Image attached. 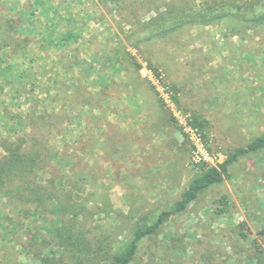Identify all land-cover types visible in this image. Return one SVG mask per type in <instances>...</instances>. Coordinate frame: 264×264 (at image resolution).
Returning a JSON list of instances; mask_svg holds the SVG:
<instances>
[{
	"label": "rangeland",
	"instance_id": "rangeland-1",
	"mask_svg": "<svg viewBox=\"0 0 264 264\" xmlns=\"http://www.w3.org/2000/svg\"><path fill=\"white\" fill-rule=\"evenodd\" d=\"M30 1L0 0V17L12 19L2 11L25 10ZM178 1L101 0L102 13L97 17L86 10L81 21L91 22L92 30L100 20V34L92 40L102 53L85 54L91 69L84 72L94 74L91 80H81L82 89L93 91L85 94L91 106L86 118L100 117L99 123L127 127L132 123L136 131L127 137L112 124L102 136L96 126L86 129L77 123L78 132L69 138H50L53 151L49 159L61 177L54 179L58 186L72 175L70 163L78 157L90 162L87 167L92 168L93 180L101 189L92 192L94 197L86 193L91 185L85 188L82 196L92 197L88 204L94 207L86 206L89 213L77 219L84 221L89 238L104 237L111 246L106 251L95 246L100 253L91 256L87 264H112L113 256L124 249L137 227L150 225L180 199L199 164L195 163L190 130L197 131L207 155L203 163L210 167L219 166L235 149L264 134V41L258 36L256 46L246 42L248 47L243 48L239 38L226 35L223 24L162 32L148 25L168 9L167 4ZM184 1L195 3L196 9L204 2ZM114 56L116 63L112 62ZM9 66L7 60L0 66V141L31 135L26 117L34 103L20 95L32 89L33 81H19ZM148 66L157 70L158 77ZM144 68L151 79L142 75ZM136 70L141 86L134 82ZM109 94L112 99L104 103ZM100 105L101 109L97 108ZM14 115L26 123H12ZM197 122L204 128L193 125ZM90 142L95 144L92 150L84 146ZM3 154L0 149V156ZM131 167L133 172H126ZM122 173L138 179L127 183L126 200L107 192L116 185L114 176L119 174L117 179H122ZM227 174L220 185L200 193L185 212L142 238L131 264H264V150L241 155L228 166ZM49 179V174H38L41 183ZM49 218L34 222L44 227L41 232L45 235L55 225V217ZM29 229L27 221L13 223L6 200L0 197V264H40L33 257L35 248L29 246ZM27 250L31 254H26ZM45 253L44 257L51 258L62 255L58 248ZM63 258L70 264L69 255L64 253Z\"/></svg>",
	"mask_w": 264,
	"mask_h": 264
},
{
	"label": "trees",
	"instance_id": "trees-1",
	"mask_svg": "<svg viewBox=\"0 0 264 264\" xmlns=\"http://www.w3.org/2000/svg\"><path fill=\"white\" fill-rule=\"evenodd\" d=\"M203 1L198 9L195 8V3L189 1L171 2L166 5L168 9L160 16L156 15L148 25L162 32L166 29L223 24L226 35L243 39L247 38L249 32L264 27V0ZM12 24L11 19L0 17V53L2 52L0 57L9 62L21 48L27 45L28 41L27 38L15 33ZM166 24L169 26L166 27ZM3 59L0 58V66L5 61ZM148 67L158 77L157 70ZM133 77L137 86H141L138 70L134 71ZM26 118L27 123L25 120L24 123L30 126L31 135L15 141H0V149L5 152L0 156V197L6 200L10 218L15 225L26 221L29 224V234H31L29 246L35 248L33 257L40 264H65L64 253L69 255L70 264H87L91 256L100 253L94 249L95 246L100 251H106L105 248L111 246L110 241L108 242L104 237L89 238V231L84 228V221L77 219L79 215L83 218L89 213L86 206L92 197L82 195L85 187L95 183L92 168L90 170L88 167L75 164L72 175L63 179L58 186L54 179L58 180L61 177L49 159L50 152L53 151L50 138L62 132L64 123H53L45 113L40 115L30 113ZM193 125L204 128L201 122ZM27 142L29 145L25 148ZM84 146L92 150L95 144L87 143ZM262 150H264V134L254 138L244 147L235 149L217 167H210L203 162L195 165L191 180L180 199L172 208L159 213L150 225L137 227L124 249L113 256L112 264H131L142 238L154 234L172 216L185 212L200 193L226 180L228 166L236 162L241 155ZM40 172L50 175L46 183L38 181ZM49 216L55 217L53 220L55 225L50 227L45 235L41 232L44 227L34 225V222L36 219L46 221L50 219ZM49 248L60 249L61 257H44L45 251ZM25 253L31 254L29 250ZM257 260L261 261L260 257Z\"/></svg>",
	"mask_w": 264,
	"mask_h": 264
},
{
	"label": "crops",
	"instance_id": "crops-1",
	"mask_svg": "<svg viewBox=\"0 0 264 264\" xmlns=\"http://www.w3.org/2000/svg\"><path fill=\"white\" fill-rule=\"evenodd\" d=\"M79 1L85 2V4H80ZM99 1L101 0H34V2L31 0L25 10L17 8L13 9L11 13L2 11L3 16L12 15V25L18 36L28 40L27 45L16 53L17 55L13 61L12 59L10 62L8 61L13 72L18 74L16 79L19 81H24V79L33 81L32 89H27V94L20 95V97L23 96L30 103L33 101L34 105L32 107L30 105L28 113H33L34 115L45 113L53 123H64V125L62 124V132L54 134L64 139L78 132L75 130V124L77 123H81V127L86 129L88 126H96V132L102 136L108 133L105 127L107 128V126L112 124L117 125L119 134H126L127 137L133 135L135 131L132 123L127 127L126 125L121 126V123H99L100 119L98 118L100 117H91V120L86 118L87 113H89L87 109H91V106L87 99L85 101V94L86 91H93L82 89L81 80H91L92 77L94 78V74L90 71H88L90 73L84 72V69H91L89 67L91 62L85 59V54H89L92 51L102 53L98 49L99 45L95 46L92 40L94 35L100 34V20L97 21V24H94L95 27L92 30L89 27L93 26L91 22L81 23V21L84 20L83 17L86 10L97 17L102 13V6ZM75 10H80L81 12L77 14L71 13ZM81 13L82 20L78 17ZM248 35L250 36L249 39L239 38L242 41L243 48L248 47L246 42H250L251 47L256 46L258 36L264 41V27L257 31L249 32ZM114 58L116 60L112 62L116 63L117 56H114ZM69 82H72V84ZM3 92V94H7L5 89ZM98 92L100 90L95 93L98 94ZM91 94L94 95L93 93ZM109 99H112L110 94L105 97V100L103 99L104 103ZM101 106H97V108L101 109ZM16 116L14 115V118L11 119L12 123H22L24 119L18 116L16 118ZM66 123L69 125H66ZM70 123L73 124L70 125ZM67 129L71 131L67 132ZM137 133L140 136V133ZM90 143L94 144L93 142ZM99 154L96 155V158ZM73 159V162L70 163V167L73 165L72 168L77 163L81 167H87V164L91 165L89 161L85 162L83 158L73 157ZM113 159H117V157L113 156ZM113 167H116L114 171L118 170L117 166L113 165ZM122 168L125 169V167ZM126 172L132 173V167L127 169ZM123 174L122 179H117L120 177L119 174L114 176V178L116 177V185L113 188L109 187L107 192H114L118 198L123 195L124 200H126L127 198L124 195L127 192L126 185L135 176L126 173L124 177ZM148 176L149 174H146V177ZM135 181L138 182V179L135 178ZM89 188L92 189H88L87 192L85 190V192L94 197L96 192L101 190L96 183ZM161 188L164 190L166 187L163 185ZM92 192H95V194ZM113 194L111 198L114 197ZM87 206L94 207L90 204Z\"/></svg>",
	"mask_w": 264,
	"mask_h": 264
},
{
	"label": "built area",
	"instance_id": "built-area-1",
	"mask_svg": "<svg viewBox=\"0 0 264 264\" xmlns=\"http://www.w3.org/2000/svg\"><path fill=\"white\" fill-rule=\"evenodd\" d=\"M142 75L143 76H146V78H149L151 79L150 77V71H148L146 68H144L142 71H141ZM197 132L196 130L195 131H189V135H190V140L191 142L193 143V147H194V150H195V155H196V158H197V161H195V163H200V162H204L206 161L207 159V155L203 149V145L201 143V140L199 138V135L196 133Z\"/></svg>",
	"mask_w": 264,
	"mask_h": 264
}]
</instances>
